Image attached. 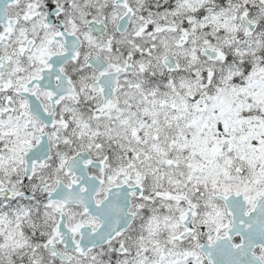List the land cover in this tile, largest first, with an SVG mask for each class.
<instances>
[{"label": "rangeland", "instance_id": "obj_1", "mask_svg": "<svg viewBox=\"0 0 264 264\" xmlns=\"http://www.w3.org/2000/svg\"><path fill=\"white\" fill-rule=\"evenodd\" d=\"M158 3L138 0L130 28L118 37L121 57L134 67L113 102L102 115L58 116L50 132V160H65L85 146L96 156L110 155L106 171L113 163L117 172L140 173L153 200L146 205L150 254L142 252L139 264H168L166 257L177 252L176 264H208L196 239L192 246L178 244L185 204L157 198L154 191L187 196L199 221L212 226L211 234L221 226L213 219L222 220L225 210L217 192H241L251 202L264 192V0H175L166 9ZM244 14L258 25L248 37ZM108 36L100 47L113 58ZM204 47L222 54L210 60ZM168 53L181 63L179 71L168 72L161 63ZM5 81L0 76L1 87ZM34 128L43 129L38 123ZM0 158V176L8 171L17 178L23 155L13 161L1 152ZM45 174L41 168L39 177ZM36 219L41 214L23 222Z\"/></svg>", "mask_w": 264, "mask_h": 264}, {"label": "flooded vegetation", "instance_id": "obj_2", "mask_svg": "<svg viewBox=\"0 0 264 264\" xmlns=\"http://www.w3.org/2000/svg\"><path fill=\"white\" fill-rule=\"evenodd\" d=\"M119 1L122 2L116 4L115 0L103 2L101 0H0V76L6 79V84L0 86V123L8 124L11 129L8 134L0 133V155L1 152H9L13 156V161L16 155H23V160H20L22 170L17 174V178L11 179L15 175L8 171L4 173L9 175L6 181L3 180L4 175L0 176V193L6 191L15 193L13 197H0V246L5 244L7 247L0 251V254L2 253L6 258L3 264H26L25 246H20L18 241H15L19 234L23 233L21 207L25 201L31 205L33 217L36 210L41 214L43 223L40 225L38 222L35 228L37 232L33 234L30 241L31 247L38 248L43 244L45 247L49 241L60 249L64 247L61 242L63 237L58 227L60 208L64 209L68 228L76 231L75 241H79L84 236L94 239L95 230L102 225L103 218L112 217V226L118 227L129 217V212H132L134 218L129 228L119 231L106 245L97 247L84 256H76L82 258L83 262L87 259L89 262L100 260V264H105L109 260L116 264H124L131 263V260L136 256L140 257L142 252L145 254L144 251L150 254L151 243L147 238L149 215L146 205L153 200L152 192L149 191L140 173L135 177L128 170L117 172L113 168V163L112 168L106 171L112 162L108 153L103 157L96 156L88 148L96 160L103 161L104 158L109 160L99 168L88 167L87 181L82 174L75 178V183L79 184L77 188L80 195L89 196L88 200L83 199L87 201L84 203L82 201L81 205H65L60 201L50 200V191L55 190L59 185L70 186L73 182V174L67 172L66 161L60 157L53 161L48 160L46 164L37 165L33 176L30 179L25 178L27 149L39 141L40 134L46 129L37 131L34 128V123H38L39 126L44 125L38 114L41 108L47 113H53L56 119L60 115L65 118L79 119L90 114L102 115L113 102L114 96L110 101H104V93L107 90L102 76L131 65L121 57L117 41L120 33L116 31V24L118 18L127 9L133 8L135 12V3L138 2V0ZM158 2L156 7L166 9L172 7L175 0H158ZM102 27L105 28L104 33L99 32ZM109 32L114 47L112 48L113 58L106 53V49L100 47V44L108 39ZM63 34L69 37L71 47L75 43L72 35L77 36L79 46L73 58L60 66L61 71L53 72L55 63H50L53 55L62 54L68 50V47L59 39ZM104 63L108 65L102 67ZM99 67L102 68L99 69ZM49 68L52 70L44 74V70ZM129 72L131 71H123L117 77L119 87L116 88V93L122 85L124 76ZM51 141L53 143L52 138ZM78 148L73 153L82 147ZM87 163L88 161H85V164ZM41 168L46 171L44 177H39ZM2 172L0 166V173ZM126 177L127 179H124ZM99 179L101 183L98 185ZM125 181L130 186L140 184L141 189L140 192L131 190V206L121 216L118 213L119 206L126 202V193L122 188H117L116 194L109 203H105L106 206L103 209L92 210L86 206V203H102L107 197L109 188L123 185ZM49 203H55L57 208L52 210ZM13 210L17 229L16 233H12L13 237L8 243L5 218L12 216ZM99 211L101 217L97 215ZM246 211L250 212V209ZM231 220V215L224 210L222 220L213 219V224L218 223L221 226H218L211 234L208 230L212 226L203 223L202 219L199 221L195 216L193 234L187 239L180 238L178 244L186 246L190 241L188 245L192 246L196 239L197 248L199 239L196 235L199 230H201L200 236H205L206 231L210 232L212 240L226 233V229L232 225ZM245 220H251V218L245 217L242 221ZM114 230L115 228H107L106 232L110 233ZM242 240L243 234L238 232L231 238L233 245ZM262 251L261 245L253 248V253L264 263ZM46 254L48 257L52 255L48 252ZM48 257L40 258L36 264H81L73 261L60 262L55 257ZM171 258L172 254L166 257L167 260Z\"/></svg>", "mask_w": 264, "mask_h": 264}, {"label": "water", "instance_id": "obj_3", "mask_svg": "<svg viewBox=\"0 0 264 264\" xmlns=\"http://www.w3.org/2000/svg\"><path fill=\"white\" fill-rule=\"evenodd\" d=\"M122 1H117L118 4H120ZM133 14V10L129 9L126 13L120 16L119 23L117 25V31L126 32L127 28L130 25L131 17ZM243 22L246 26L247 30L245 35L248 36L251 34L256 28L257 25L252 22L248 16H243ZM105 28L102 27L99 29V32L104 33ZM75 39V43L71 47L69 45V37L66 34H63L59 38L63 41L64 45L68 47V50L65 51L62 54H56L53 55L50 63H55L53 67V72H59L61 71L60 66L65 63L68 59L73 58L75 55L76 48L79 46V39L77 36L72 35ZM210 56L211 59H215L220 56V52L218 50H212L209 48L204 49ZM163 64L167 66L168 69H179V64L176 63L175 59L168 55L164 56L162 59ZM108 63H104L103 66H107ZM102 67H99L102 68ZM123 69L131 70L132 66H127ZM123 69H117L114 71H111V73H107L105 76H102L103 81L106 84V92L104 93V101L109 100L112 95L115 92V88L117 87V76L119 73L123 71ZM52 69L49 68V70H44V74H48V71H51ZM4 73V70H1ZM52 72V73H53ZM66 77V76H65ZM44 83V82H43ZM60 94V93H59ZM34 108V106H33ZM38 112V111H37ZM39 116L42 118L43 121H45L46 126H52L54 123V117L52 113H46L43 108L40 109L38 112ZM51 155L50 150V139H48V130H45L43 134L40 135V141L34 145V147L29 148L28 152L26 153V176L25 178H30L32 176V172L34 170V166L37 163H44V161L49 158ZM84 160H90V165L100 166V162H96L94 160H91V157L87 150L83 149L78 151L77 153L71 155L68 159L67 163V171L73 172V178H75L77 175L83 174L84 177L89 176L87 171V165L84 164ZM107 160V159H106ZM127 179V178H125ZM100 182V181H99ZM117 188L125 189L126 194V202L124 205L120 204L118 213L119 216L124 214L126 210L129 209L130 204L127 203V199L130 198L131 193L130 189L132 187L127 186L125 183L124 185L114 187L108 190L107 194L108 197L105 202L109 203L110 199L114 197L116 194ZM133 187L132 189H134ZM138 190H140V187H136ZM49 196L51 200H61L65 204H71V203H82L83 195H79L77 193V184L72 183L70 187L59 185L58 188H56L53 191L49 192ZM222 200H224L227 210L232 213L233 215V225L231 228L227 230V233L225 236L218 237L214 242L211 244L208 241H203L199 245V249L204 253L206 259L211 264H262L261 260L255 258L254 254L252 253V249L260 244L263 246V253L264 256V195L259 197L256 201V204L253 209H251L250 213L247 216H250L251 220H245L242 221L245 218V211L244 209L248 205V199L243 197V194L241 193H235L232 192L229 195L224 194H217ZM168 196H170L168 194ZM175 197H180L179 195H175ZM89 208L94 209L97 208L98 210L101 209L104 206V202H102L98 206L94 205H88ZM61 212V220L58 223V227L60 230V233L63 236L62 242H64V248L65 250H75L78 253L85 254L86 251L92 248H96V246L105 244L108 240H110L118 231L121 229L128 227L130 220L133 218L132 214L129 213V217L125 219L123 223H120L118 228L116 227V233H110L107 234V227L110 226V222L112 220V217L106 218L103 223L102 229L105 230V234L102 235L99 233L95 236V240L89 239L86 240L81 239L79 242L74 241L73 235L74 230H70L66 225V219L64 218L63 212ZM194 215V206L189 204V208L185 212V218L183 220V224L187 227V230L184 231L182 234H180L179 237H187L188 234L191 233L192 225L191 220ZM100 216V214H99ZM101 217V216H100ZM239 220V221H238ZM240 232L243 234V240L241 243L234 245L231 242L232 236H234V233ZM99 239V240H97ZM48 250H52L54 254H56L60 258H65L68 261L71 259L70 255L66 252H59L57 251L55 245H51L50 241L46 247Z\"/></svg>", "mask_w": 264, "mask_h": 264}, {"label": "trees", "instance_id": "obj_4", "mask_svg": "<svg viewBox=\"0 0 264 264\" xmlns=\"http://www.w3.org/2000/svg\"><path fill=\"white\" fill-rule=\"evenodd\" d=\"M26 261L29 263H33L34 261H35V259H36V257H35V251L34 252H32V251H30V250H26Z\"/></svg>", "mask_w": 264, "mask_h": 264}, {"label": "bare ground", "instance_id": "obj_5", "mask_svg": "<svg viewBox=\"0 0 264 264\" xmlns=\"http://www.w3.org/2000/svg\"><path fill=\"white\" fill-rule=\"evenodd\" d=\"M223 3V2H222ZM225 204V203H224Z\"/></svg>", "mask_w": 264, "mask_h": 264}]
</instances>
